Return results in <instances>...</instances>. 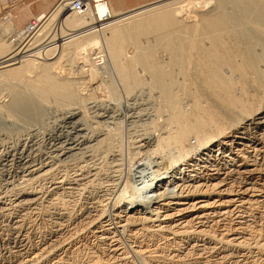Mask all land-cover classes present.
<instances>
[{
    "label": "bare ground",
    "instance_id": "obj_1",
    "mask_svg": "<svg viewBox=\"0 0 264 264\" xmlns=\"http://www.w3.org/2000/svg\"><path fill=\"white\" fill-rule=\"evenodd\" d=\"M76 1L83 9L60 0L23 30L0 34V200L38 207L0 230V264H128L121 236L143 264L264 263V229L249 228L243 211L264 202V0H162L125 12L110 0ZM184 1L181 16L186 6L175 5ZM200 6L209 8L193 9ZM57 51L81 71L58 70L64 53L54 62L49 55ZM98 71L110 78L102 83L109 99L89 104ZM112 79L130 123L147 116L133 92L146 85L158 93L155 111L167 112L162 134L133 144L144 161L166 164L121 190L112 158L75 169L116 146L107 126L118 119ZM72 164L75 175L59 182L57 172ZM86 196L92 203L82 204Z\"/></svg>",
    "mask_w": 264,
    "mask_h": 264
},
{
    "label": "rangeland",
    "instance_id": "obj_2",
    "mask_svg": "<svg viewBox=\"0 0 264 264\" xmlns=\"http://www.w3.org/2000/svg\"><path fill=\"white\" fill-rule=\"evenodd\" d=\"M59 1L60 0H43V2H44V7H42V10L40 11V13L39 14H41V12L43 13V12H47V11H49L50 9H53V7H55L56 6V4H58L59 3ZM161 1L162 0H154V1H149V2H144L143 4H140V5H137V6H134V7H130V9H119V8H115L114 10H116V11H131V9H135V8H139V7H142V6H146L147 4H151V3H157V2H159V3H161ZM163 1H165V0H163ZM176 1H179V0H176ZM176 1H174V0H172V2L171 3H175ZM197 1V2H196ZM203 0H194V4H197L198 5V2H202ZM42 2V3H43ZM31 3H33V4H31ZM184 3V4H183ZM183 3H180V4H176L175 6H183L184 5V7L186 6V3L187 2H183ZM41 4V2H40V0H12L11 2H9V1H5V2H3L1 5H0V20L1 19H3V18H5V17H9V15L10 16H12V18H11V21H9V22H2V21H0V34H2L1 32L5 29V27L6 26H8L9 28H11V29H15V27L17 28V29H20V30H23L24 28H25V26H27V23L29 22V19H31V18H33L34 16H36V15H34V13H36V12H39V8L37 9V5H40ZM182 4V5H181ZM42 5V4H41ZM196 5V6H197ZM210 6V5H209ZM183 7V8H184ZM186 8H187V6H186ZM185 8V9H186ZM207 8H209L208 6H207ZM206 8V9H207ZM185 9H183V11L185 10ZM193 9H197V10H199V9H202V7L200 6V7H194ZM205 8H203L202 10H204ZM205 9V10H206ZM30 10H31V12H30ZM187 10V11H186ZM184 12H182L180 15L181 16H185V14H188L187 12H188V8L186 9ZM64 12H67L65 9H64ZM25 14V15H27L25 18V20H22L21 19V16H22V14ZM9 14V15H8ZM38 15V14H37ZM21 19V20H20ZM34 19V18H33ZM16 20V21H15ZM55 23V22H54ZM52 24V26L53 27H55V24ZM98 24H99V22H98ZM29 25V24H28ZM96 26V25H95ZM53 27H52V29H53ZM11 34H13V32H11ZM47 35V34H46ZM9 35H7V37H8ZM45 36V35H44ZM46 37V36H45ZM45 37H43L41 40H39L40 42L39 43H41L42 42V40H44V38ZM49 37H51V36H49ZM46 40V39H45ZM39 43H37V44H39ZM45 43H47V42H45ZM134 48L132 47V46H128V47H126V49L124 50V53L127 55V56H133V54H134ZM95 52H97L96 50L95 51H93V53H95ZM49 53V52H48ZM54 55H52V54ZM51 53H49V55H51L52 57H54V60H52L53 62L54 61H56L58 58H59V55H62L63 53V55H65V56H61L62 58H61V60H59V63H58V70H60V68H61V70H63V69H65V68H67V67H73L74 66V68H72V70H74L75 69V67H76V69H75V71H78L77 69L79 68V71H81V68L78 66V64H76V61H75V58H74V56H72V54H70V53H68V51L66 52V51H64V52H62V53H59L58 51L57 52H51ZM59 53V54H58ZM68 53V56L66 55V54ZM164 52L163 51H157L156 52V58L158 59V60H162V59H164L163 57H165V53L163 54ZM55 54H57V55H55ZM105 54V53H104ZM161 54V55H160ZM67 56V57H66ZM72 56V57H71ZM52 57H49V58H52ZM56 57V58H55ZM64 57V58H63ZM66 57V58H65ZM74 58V59H73ZM165 60V59H164ZM52 61H50V62H52ZM75 63H74V62ZM71 64V65H70ZM73 64V65H72ZM80 65V64H79ZM65 67V68H64ZM70 67V68H71ZM98 73H99V75H98V78L97 79H95V80H91L90 81V86H89V88L87 89V90H89L88 91V97H87V99L89 100V101H87V102H89V104H92V102H96V101H98V100H108L109 99V97H108V94H106L107 93V90H106V87L105 86H107V84H108V82H110L109 80H110V78H109V80H108V78L106 77V73H103L102 71H98ZM77 74H79V75H77ZM76 74V76L77 77H79V78H81V79H86L87 77L86 76H83V74L82 73H80V72H78ZM82 74V75H81ZM86 77V78H85ZM101 77V78H100ZM177 77V76H176ZM176 79V78H175ZM177 79H178V77H177ZM115 80V81H114ZM179 80V79H178ZM106 81H107V84H106ZM117 80L116 79H112V84L115 82V84H113V85H116L115 87H116V92H118V93H116L117 95V103H115V104H117V108H118V112L116 113L117 114V120L115 121V123L113 122L112 124H107V126L109 127H111L112 129L110 130V131H112L113 133H116L117 132V134H115V137H112V138H114V139H112V142H113V144L112 145H114V144H116V146L114 145L113 147L114 148H112L113 150H112V153H111V150L109 151V153H107L108 155L107 156H105V155H103V154H97V155H94L91 159L90 158H88L85 162L84 161H80L79 163L77 162V164H76V166L77 167H75L74 165L75 164H72L71 166L69 165H67V166H65V168H63L62 170H60V171H58L57 172V175H56V178H57V180L59 181V179H60V181L59 182H64L66 185L69 183L68 181H66L67 179H69V178H72L73 177V175H75V173L78 171V169L80 168V169H82V168H84V167H88L89 168V170H91V169H94L95 167H97V165H98V167L101 165L102 166V164H104L105 162H107V161H111L112 159H114V161H116L117 163H119L118 165H119V167L117 168V173L118 174H116V179L118 180V182L119 183H115V184H117L118 186H122V188H123V185L124 184H126L127 183V180H129L130 179V181H128V184L129 185H133V186H135L136 184H138L137 182L139 181H145V180H147V179H150L151 178V175H153V174H156V172H158L159 171V169L161 168V167H163L165 164H166V159H164V158H156V159H152V161L151 162H146V161H144V158H143V156H140V153L139 154H137L138 152L134 149V143H135V141L136 140H139L140 138H142L144 141H152V139L155 137V135H157V134H162L166 129H167V126H163V125H166V122L163 120V119H165V117L167 116V112L165 111V112H163V113H161L160 114V116H159V114L157 113V111H155V105L157 104L156 102H158L157 101V99H158V93H157V91L156 90H150L148 87H146V86H144V87H146V88H148V90L147 89H145V90H147L148 91V93H147V91H145L144 90V87H143V89L141 88V89H135L133 92H134V94L135 95H139L140 96V98H142L143 100H144V102L146 103V105H144V107H145V111L143 112V113H145L147 116L146 117H144L143 119H142V121H138L137 123L136 122H134L133 124L132 123H130L128 120V115H129V113H127V112H125L124 111V109H123V106L122 105H124L125 104V102L127 101L128 102V99L126 98V95H125V98L126 99H124V91L122 90L123 88H122V86H120V83L118 84V81L116 82ZM105 83V86L103 85L104 83ZM98 83V84H97ZM103 83V84H102ZM146 83H147V81H146ZM96 84V85H95ZM94 87L93 89H91L92 88V86ZM102 86L101 88H98L97 86ZM99 86V87H100ZM95 87H96V90H94L95 89ZM122 88V89H121ZM104 89V90H103ZM106 90V91H105ZM141 90V91H140ZM144 90V91H143ZM97 91V92H96ZM150 91V92H149ZM91 92V93H90ZM103 92V93H102ZM3 92H1L0 93V100H2V101H5L6 99H7V97H6V99H4L5 98V93H3ZM86 93H87V91H86ZM146 93H147V95H146ZM2 94V95H1ZM106 94V95H105ZM121 94V95H120ZM96 95V96H95ZM98 95V96H97ZM90 96H92V97H90ZM108 98H107V97ZM120 96V97H119ZM3 97V98H2ZM96 97V98H95ZM122 97V98H121ZM157 97V98H156ZM91 99V100H90ZM95 99V100H94ZM154 100V101H153ZM186 99H182V102H181V105L183 106V107H186V105L189 103L187 100L185 101ZM110 102H112V104H113V100H110ZM129 103H130V101H129ZM187 103V104H186ZM148 105V106H147ZM155 107V108H154ZM152 108V109H151ZM146 111H148L147 113H146ZM128 114V115H127ZM152 114V115H151ZM151 118H150V117ZM153 116V117H152ZM149 118V119H148ZM157 118V119H156ZM163 118V119H162ZM150 119H152V120H154V123H153V121L150 123ZM146 121V123H145V121ZM118 122V123H117ZM163 122H164V124H163ZM117 123V124H116ZM130 123V124H129ZM140 123V124H139ZM145 123V124H144ZM148 123H149V125H148ZM150 124H154V125H150ZM113 126V127H112ZM133 126V127H132ZM151 126H152V128H151ZM155 126V128H153ZM162 126V127H161ZM115 127V128H114ZM118 129V130H117ZM139 129V130H138ZM152 129H154V130H152ZM165 129V130H164ZM145 130H146V132H148V133H146L145 132ZM150 132H149V131ZM158 130V131H157ZM144 131V132H143ZM145 133V134H143V133ZM152 132V133H151ZM142 134V135H141ZM117 135V136H116ZM145 135V136H144ZM141 136V137H140ZM147 136V137H146ZM140 137V138H139ZM188 141H190L189 143L190 144H193L194 143V141L195 140H193L192 138H189L188 139ZM117 149V150H116ZM137 152V153H136ZM104 156V157H103ZM110 156V157H109ZM98 157V158H97ZM107 157V158H106ZM135 157V158H134ZM102 158V159H101ZM103 158H105L104 159V161H103ZM110 158H112V159H110ZM118 158V159H117ZM94 159V160H93ZM108 159V160H107ZM121 159V160H120ZM92 161V162H91ZM103 161V162H102ZM121 161V162H120ZM100 162H101V164H100ZM90 163V164H89ZM92 163V164H91ZM117 163H115V164H117ZM143 163V164H142ZM79 164V165H78ZM87 164V165H86ZM139 164H142L141 166H139V168L136 170V171H134L135 170V168L139 165ZM85 165V166H84ZM82 166V167H81ZM93 166V167H92ZM132 166V167H131ZM74 167H75V169L77 168V171L76 170H74ZM79 167V168H78ZM79 169V170H80ZM118 169L120 170V171H118ZM133 169V170H132ZM72 171H73V175H72ZM130 171V172H129ZM60 172H62V173H60ZM65 172V173H64ZM66 172H68V173H66ZM121 172V173H120ZM133 172V173H132ZM62 174V175H61ZM65 174H67V175H65ZM60 175V176H59ZM130 175V176H129ZM66 178H65V177ZM117 176H118V178H117ZM63 177V178H62ZM120 177V178H119ZM65 179V180H64ZM127 179V180H126ZM255 179V178H254ZM121 182H120V181ZM66 181V182H65ZM130 182V183H129ZM121 186H120V188H119V190H121L122 188H121ZM71 188V189H76L75 188V184H69L66 188ZM7 199V200H6ZM6 200V201H5ZM10 200H11V202H10ZM13 200H14V197H10V199H9V197L7 198V197H5L4 199H2V201L0 200V205L1 206H3L4 208L5 207H8V209H10V211L11 212H5V214L4 215H2V216H0V230L6 225V224H12V223H14V222H16V221H14L15 220V218L14 217H16L17 219L18 218H20V216H22V215H30V214H32L33 212H34V209H36V208H38L37 207V205H34V207L33 206H20V208H14V206H13V208H12V205H14L12 202H13ZM83 201V202H82ZM86 201V202H85ZM91 200H90V198L88 199L87 198V196H86V198L84 199H81V202H82V204L83 203H85L84 205H86L87 203L89 204V202H90ZM10 202V203H9ZM90 203H92V202H90ZM3 204V205H2ZM9 204H10V206H9ZM6 205V206H5ZM257 205V206H256ZM261 205V206H260ZM264 202L262 203V204H254V206H252L250 209H247V210H243L244 211V213H248L246 216H247V220L252 224V222H253V225L252 226H254V228L253 227H249V228H251L252 230H255V228L257 227H262V229H264V221H262L263 219H264V217H263V219H262V215L264 216ZM260 206V207H259ZM263 206V207H262ZM11 207V208H10ZM28 207V208H27ZM27 208V209H26ZM31 208V209H30ZM258 208V209H257ZM15 209V210H14ZM18 209H20V211L18 210ZM253 209V210H252ZM256 209V210H255ZM263 211H262V210ZM14 210V211H13ZM249 210V211H248ZM261 210V211H260ZM23 213H25V214H22V212ZM254 213H253V212ZM14 212V213H13ZM27 212V213H26ZM29 212V213H28ZM11 213V214H10ZM21 214V215H20ZM252 214V215H251ZM255 214V215H254ZM262 214V215H261ZM252 216H253V218H252ZM248 217L250 218V219H248ZM14 219V220H13ZM254 220V221H253ZM10 221V222H9ZM247 221V223H249ZM259 222V223H258ZM251 224H250V226H251ZM257 224V225H256ZM261 224V225H260ZM263 224V225H262ZM259 225V226H258ZM39 227V226H38ZM40 227H41V225H40ZM39 227V228H40ZM256 228V229H257ZM0 236H1V233H0ZM51 237V238H50ZM121 238V242L122 243H120V245L122 244V246H123V248H124V246H125V244H127V246H125V249L127 250L128 249V251L131 253V250H132V248H131V246L130 245H128V243H126L125 241H123V239H122V236L120 237ZM120 238H119V241H120ZM124 238V237H123ZM53 239V240H52ZM44 240H46L45 242H47L48 244H50V243H54L55 241H58V237H54V236H49V238H48V236H46L45 237V239ZM54 241V242H53ZM1 242V241H0ZM123 242H125V243H123ZM75 243H78V240H76L75 241ZM92 245V242L89 240V242L88 243H86L85 244V248H89V246H91ZM0 246H1V244H0ZM128 247V248H127ZM130 247V248H129ZM129 252H127L128 253V257H127V261H128V264H143L142 263V261H140V259H137V258H135L132 254H130ZM85 253V250L83 251V252H80V254H79V258H80V260H83V258L82 257H84V254ZM82 255V256H81ZM80 260H79V262H80ZM75 261V260H74ZM74 261H72L71 262V260L70 261H67V263L68 262H70L69 264H77V263H74ZM261 260H256V262H255V264H264V263H262V262H260ZM211 264H217V263H211ZM218 264H225V263H218Z\"/></svg>",
    "mask_w": 264,
    "mask_h": 264
},
{
    "label": "crops",
    "instance_id": "obj_3",
    "mask_svg": "<svg viewBox=\"0 0 264 264\" xmlns=\"http://www.w3.org/2000/svg\"><path fill=\"white\" fill-rule=\"evenodd\" d=\"M5 1H9L11 2L12 0H0V5L5 2ZM111 1V4L113 6V8H121V9H130V7H134V6H137V5H140V4H143L144 2H149V1H154V0H110ZM41 4L40 5H37V9L39 8V12H36L34 13V15H37L40 13V11L42 10V7L44 5V2L43 0H40ZM43 2V3H42ZM33 4V3H31ZM31 12V10H30ZM22 20H25L26 18V15L23 13L22 16H21Z\"/></svg>",
    "mask_w": 264,
    "mask_h": 264
},
{
    "label": "built area",
    "instance_id": "obj_4",
    "mask_svg": "<svg viewBox=\"0 0 264 264\" xmlns=\"http://www.w3.org/2000/svg\"><path fill=\"white\" fill-rule=\"evenodd\" d=\"M70 1V3H71V6H70V8H72V9H74V10H81V9H83L82 7H83V5L80 3V2H78V1H76V0H69ZM93 3H94V0H91ZM95 4V3H94Z\"/></svg>",
    "mask_w": 264,
    "mask_h": 264
}]
</instances>
